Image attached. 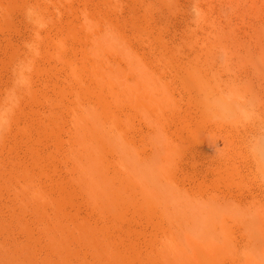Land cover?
<instances>
[{"label":"rangeland","instance_id":"obj_1","mask_svg":"<svg viewBox=\"0 0 264 264\" xmlns=\"http://www.w3.org/2000/svg\"><path fill=\"white\" fill-rule=\"evenodd\" d=\"M25 3L31 4L34 8L29 16L33 17L37 13H41L46 17L45 21L47 23L42 26L44 28L43 35L47 38L49 54H43L38 59L39 61L35 62L38 71L32 73L33 75L30 77V79L32 78L31 87L34 85L32 90H34L35 95L34 98H30L31 100L24 99L26 96L23 97L24 100L20 99L21 107L15 111L18 117L16 128L15 126L14 128L11 127V133L4 134L6 138L4 135H0V158H6L4 160L6 161L12 157L14 160H10L11 163L15 161V157L17 159L16 165L13 164L17 168L12 167L11 164L12 169L8 168L10 161L7 160L9 161V164L5 163V167H7L5 169H8L7 172L10 175L14 173L12 177L17 180V177H19L18 181H22V183H18L19 185L23 184L24 181L22 174H30V172L31 175H34V178L32 177L35 180H33L34 183L37 182L36 179L40 178L41 180L47 173L49 175L48 178L50 177L49 180L52 176L50 183L55 178L58 180L57 178L59 177V180L65 179L64 181L69 182L70 188L74 184L75 187L71 188L73 190L71 197L63 204V211L56 212L54 210V212L50 209V213H55L54 218L56 215L55 219L57 221L61 220V223L67 222L70 225V220L73 218L75 220L79 219L77 221L80 222H89L92 226L98 225L97 227H101L109 218V216L105 218L102 215L101 218L97 214L100 213L99 209L95 211V214L99 215L98 218L95 216L94 210L92 211L93 213L90 212L92 208L89 211L92 204L87 203H93V197L90 200L87 187L78 185L72 177L70 178L72 173L66 172L67 170L68 172L71 171V159L64 157V164L60 162L63 159L62 155L69 153L70 138L73 135V127L70 125L72 122L69 120L71 117H68L66 110L69 103L72 105L73 97L70 94L71 89L63 90L64 99L61 96L62 92H59L58 89L55 90L53 87L54 85H60L59 87L64 85L65 83L63 82L68 74L67 67L60 65L57 57L53 54V46L56 44L55 40L61 36L65 37L67 32L70 33L71 30L77 29V39L72 35L66 37V39L69 45L68 48H71L76 55L80 56L81 41L79 40L82 39L83 41L86 39L91 43L90 40L93 37L92 34L95 28L93 23L96 19L104 20L107 22V24L104 22L105 31L110 32L109 29H116L115 32L120 33L119 35L123 39H121L122 42L113 39L116 40V43L112 39H105L106 46L115 47H108L110 48L107 52L109 62L112 63L116 60L115 63L122 64L121 67L126 66L125 63L128 60H125V57H122L119 52L124 43V49L134 51L132 53L135 55L136 68L140 67L137 70L135 68L136 78H134L135 71L134 73L130 71V75L136 81L135 87L131 82V91L136 95L135 112H132L127 104L119 105L117 101L114 102V100L112 101L109 98L106 105L107 110L109 109L108 112L111 115L115 113L113 116L118 119L123 120L127 114L131 115L129 125L122 136L130 143V147L135 150V159L132 164L137 175V177L135 175V184H138L135 185V216L131 212L130 214L129 212L126 213V218L129 219L128 223L132 224L127 225L133 230L135 228V247L138 251L135 264H141L142 259L140 258L144 257V255H150L151 252H158L159 254V240L163 238V231L167 228H173L174 230L177 228V236L179 235L180 238V234H182L181 238H183L180 239L182 240L181 246L183 249H181L184 254L183 252L182 254H176L174 257L175 262L173 261L174 258L169 256L172 258H169V262L173 261L174 264H264V133L256 134L258 140H255L257 141L253 140L252 135L246 136L243 141L241 137L237 136L236 132H231L233 125L241 126L239 119L235 116L227 118L228 116L223 117L221 116L223 114H218L221 111L225 112L227 109H229L227 112L231 114V110L236 105L253 111L264 110V70L260 67H252V64L260 62L261 53L264 55V41L253 36L255 31L264 32V0H0V93L4 92L2 87H4L9 75L14 76L17 72L16 65L11 64L8 59L12 48L17 44L29 41L31 23L27 19L28 16L26 18L27 12L23 7ZM81 9L85 15L91 13L92 18L95 19L87 28L88 32L82 30V26H78L87 16L83 15L84 13ZM109 15L111 16L109 17ZM80 17L82 18L81 20L79 19ZM116 22L118 24H114ZM76 25L77 28L75 27ZM112 27H115V29ZM106 35L108 36L109 33ZM6 39L12 44L7 46L5 44ZM117 43L121 47L117 46ZM21 52L23 51L18 53L20 54ZM136 56L140 59V63H138L139 59ZM136 60L138 61L136 62ZM139 64L147 68L137 67ZM140 70L141 74L139 73ZM143 72L145 74H142ZM144 75L145 77L147 75L151 76L153 84H148L151 78L146 82L147 77L145 79ZM201 77L209 81L205 90L201 88V83L199 82ZM142 79L147 83L146 85L148 86L146 87L151 88L146 89ZM137 81H139L140 86H136ZM235 85H241L240 88L242 89L245 87L255 89V93L252 95H227L230 89L235 88ZM44 87L46 90L43 89ZM36 90L39 91L37 92ZM141 91L143 92L141 93ZM144 92L146 93L144 94ZM55 97L58 98V103L62 102L57 105L58 107H54L56 112L57 110L60 112L59 121L55 125H61L55 127L52 124V128L53 126L55 128L52 129L50 126V130L48 129L49 131L47 132L39 130V133L34 131L33 128H37L36 121H39L42 117L45 119L42 118L40 119L41 121H47L46 117L47 119L49 117L47 108L50 106L48 102L51 103L53 101L52 103H55ZM136 98H138V101ZM109 101L110 103H108ZM59 105L61 108H59ZM34 107L36 108L33 109ZM40 107L41 109H39ZM22 108L25 110L22 111ZM61 109L65 110L62 111ZM39 111L45 112L44 115H40ZM19 112L23 114L21 117ZM27 117L28 121L26 120ZM62 120L63 122L61 123ZM243 121L248 122L246 120ZM28 122L35 125L32 127ZM22 124L25 126H22ZM19 127L24 129L23 132L21 129L18 131ZM66 132H68L66 136L71 134L70 138L68 136V140L67 137L65 138ZM60 135L62 136L60 137ZM13 136L17 137V139ZM9 137L13 142L10 141ZM26 138L27 140L25 141ZM7 139L9 140L7 141ZM15 140L18 141L16 142ZM50 141L55 145V149ZM27 142L32 143V146L35 145L33 146L35 149ZM65 144H67L66 149ZM7 145L9 146L8 148L6 147ZM52 148L53 150H59L63 154L59 151L57 153L54 151L53 155ZM1 149L3 150L2 153ZM29 150H32L33 154L31 156L37 153L35 155L38 158L35 155L32 157L36 159L31 158L33 162L29 160L31 153H29ZM48 152L50 155L52 154L54 160L49 155H47L48 157L45 155L49 154ZM58 152L60 155L57 156ZM3 154H6V156ZM56 156L58 159L55 161ZM67 160H70V164L69 162L67 163ZM56 162L62 166L59 167ZM35 163L38 164L35 165ZM45 163H48L49 166L45 165ZM51 165L54 168L57 167V169H54ZM137 165L139 166L137 167ZM24 166L25 169L23 170ZM35 167L36 169L33 170L32 168ZM38 168L40 169L39 171ZM44 168H47V172ZM18 169H20L19 173L17 172ZM21 171L23 172L22 174ZM41 172L44 174L41 175ZM37 173H39L40 177ZM55 174L58 177L54 176ZM61 174L64 175L62 176ZM48 178L45 177L43 179L45 181ZM137 178L142 181L140 182ZM40 180L37 183L43 185V180ZM49 180L48 182L45 181L46 185H49ZM71 181L73 182L72 185ZM93 184L96 187L95 182ZM93 184L91 183L92 186ZM13 187L15 188L14 185L12 187L6 185L2 188V185H0L2 191L3 189L5 191L6 188L8 189L6 191L8 193L6 194L7 196L4 194L5 191H3L4 195L0 193V197H3L0 200L1 204L6 199V205L9 204L7 203L9 199L11 202L14 201L13 195L11 196L10 194L12 190L13 194L17 188L14 189ZM10 188L13 189L8 192ZM158 188H160L159 191ZM77 189H79V195ZM149 191H151L150 193L153 192V195ZM81 192H83L82 196L85 199H82ZM10 196L13 201L9 198ZM98 203L101 204V202ZM98 203H93V209L98 208L95 207L96 204V206H100ZM13 204L15 206L16 203H10L8 206L13 207L11 206ZM2 205L1 209L6 212L9 207L6 208L3 205L4 207L2 208ZM47 207L49 208L50 205ZM47 207L42 208L41 212L45 211L48 213L49 209ZM28 208H30V211L27 209L28 211H25L27 214H22V218H20L21 216L18 217L21 219L19 221H23V218L25 219L24 221L30 220V222H33L35 220L36 223L35 221L34 223L40 226L37 227L34 224L36 226L34 238L39 239L36 240L40 241L41 245H43L44 241L43 246L46 247V241H48L47 238L49 237L44 233L42 234L40 227L48 225L49 219L47 217L50 218L51 214L49 213L47 216L46 213L45 216V213H38L33 207L29 206ZM65 209L67 210L65 211ZM29 212H32L31 214L35 216L34 220H32L33 215L28 217L30 215ZM74 212L79 218L73 216ZM68 214L69 218L67 217ZM10 217L12 220L14 216ZM37 217H41L40 222ZM89 217L91 218L89 219ZM18 218L14 217L13 219L16 221ZM51 218L54 219L53 216ZM64 218L66 221H64ZM15 221L12 220V222ZM19 221L14 224H21ZM93 222L95 225H93ZM189 223L193 225L190 226ZM184 224H189L188 227H190L187 228L183 226ZM182 227H185V230ZM36 228L40 230H36ZM190 228L194 230L190 231ZM117 232L115 231L116 236L120 234ZM185 232L189 233V235L187 233L189 237L187 235L184 236ZM39 234L41 237L45 235L46 239L43 240L45 236L41 238ZM15 235L18 239H22L19 233L16 232L14 237ZM75 245L72 248L75 247L74 249L77 253L80 252L81 255H84L86 252L85 248L79 244ZM46 249L49 250L47 247ZM186 249H188L187 252ZM43 250L45 249L42 247L40 251H42V254L44 253L43 256H45V253H50L47 250L43 252ZM176 259L178 263H176ZM154 261L151 262L158 264L157 260Z\"/></svg>","mask_w":264,"mask_h":264},{"label":"bare ground","instance_id":"obj_2","mask_svg":"<svg viewBox=\"0 0 264 264\" xmlns=\"http://www.w3.org/2000/svg\"><path fill=\"white\" fill-rule=\"evenodd\" d=\"M114 1H116V0H114ZM23 7H24V9H26V12H27L26 18L28 16L27 19L31 23L30 24L31 25L30 37H29V41L27 43H20V44H17L15 47H13L12 52H11V54H9V57H8L9 62H11V64L16 65L17 72L15 73L14 76L9 75V77L7 78V80L4 84V87H2V89L4 88V92L0 93V94H2V95H0V135H2V136L5 133H7V134L11 133L10 132L11 127L14 128V126L18 123V117L16 116L15 111L21 107L20 101L24 100V99L29 100L30 98L31 99L34 98L35 94H34V90H32V88H34V85L31 87V79L32 78L30 79V77L33 75L32 73H34L35 71L36 72L38 71V67H37L35 62H37V60L40 57H42L43 54H49V51L47 50L48 42H47L46 36L43 35V32H44L43 29L44 28L42 26L45 23H47L45 21L46 17H44L43 14H41V13H37V15L33 16V17L29 16L30 12L34 9L31 4L29 5L28 3H25ZM103 8H105V7H103ZM4 9H5V7H4ZM7 9H8V7H7ZM81 10H80V12H81ZM83 13H84V11H83ZM83 15H85V13ZM110 16L111 15H109V17ZM79 19L81 20L82 18L80 17ZM109 19H111V18H109ZM93 20H95V19L92 18L91 13L90 14L88 13V15L85 17L84 21L81 22L78 26H80V27L82 26V30H85L86 32H88L87 28L90 26V24L92 23ZM104 22L107 24V22L104 20L96 19L95 22L93 23V26L95 28H94V32L92 34L93 37L90 40L91 43H89L85 39V36H84L85 40H83V41H82V39L79 40V41H81L80 42V48H81L80 56L76 55L74 53V51L71 50V48H68L69 45L67 44V39H66V37H68L70 35L74 36L77 39L78 38L77 29L71 30L70 33L67 32V36H65V37H62L61 36L62 34H61L60 35L61 37H58V39L55 40L56 44L53 46L54 47L53 48V54L57 57V61L60 62V65L67 67L68 74L66 75V78L63 82L66 85L64 84L61 87H59L60 85H54L53 87L55 90L58 89L59 92H62L61 96L64 99H65V94H64L63 90H65L67 88H68V90L71 89L70 94H71V97H73L72 102L74 104L72 103V105H71L69 103V105H68V103H67L68 106L66 107V110H67L68 117L69 116L71 117V119H69V120L72 122V124L70 123V121H69V123L73 127V130L70 128L71 126L69 127V129L72 130L73 135L71 136V138H70L71 134L68 135L71 140H70V145H69V149H68L69 153H65L66 155L68 154L67 157L65 154H64L65 156L62 155L63 153L60 152L59 150H53V148L55 149V145L52 143L53 140L50 141L53 144V148H52L53 152L52 151H50V152H52L53 155H54V151H56V153H57V151L62 153L61 155L63 156V159H62V161L60 160V162H62L63 164L65 162V161H63L64 157L66 159L67 158L71 159L72 164H70V162H69L70 160L69 161L67 160V163L69 162V164L71 165L70 166L71 169L66 163V165L69 167V169L71 171L70 170H69L70 172H68V170L67 171L65 170V171L69 174L72 173V176H70V175L69 176H70V178L72 177L73 180L78 185L80 184L83 187H87L88 193H89V195L88 194L87 195H88V197L90 196L89 199L91 197H93V199H94V200H92V198L90 199V200H92V202L93 201L95 203L101 202V204L98 203V204H100V206H96L97 204L95 205V207H98L95 209H93L94 207H92L94 202L93 203H91V202L87 203L86 202L87 204H92L91 207L89 208V211L92 208V210L90 212H92L94 210V214H95L96 213L95 211L99 209V212L101 214L100 213H97V214H99L100 216L101 215L105 216V218L107 216H109V218H108L109 220L107 219L108 222L106 220L105 223H103V224L101 223L102 224L101 227H97L98 225L92 226V225H90L91 223L89 224V222H86V223L80 222V221H77L79 219L75 220L73 218L70 220V225L67 222L61 223V220L57 221V219H55L57 216L55 215V218H54L55 213L54 214H52L53 212L50 213V209L53 211L55 210L56 212L57 211L58 212L63 211L64 202L67 201V199L70 198L72 193H73V190H71V188L74 186L73 182L71 181V185L72 184L73 185L70 188L69 182L67 183L66 181H64L65 179L62 180L61 177H60L61 180H59V177L57 176V174H55L54 176H57L58 180H56V178L54 179V177H53L54 180H52L50 183L52 176L50 175L51 179L49 180V178H50V177L48 178L49 175H47V173H45V177H47L49 180V185L45 184L46 183L45 181L48 182V180L44 181L43 178H45V177H43L41 179V180H43L44 184L40 185L37 183L38 180H40L39 173H37V175L39 176L38 177L39 179L35 178L37 180V182L34 183L33 182L34 179H32V177L34 175H31V172H30L31 168L29 169L30 174L23 173L22 171L25 169V166H24L23 170L21 171V174L23 173L22 176H24V181H23V184L19 185L18 183H22L21 180H20L21 182L18 181L19 177H17L18 180L16 178H13L12 175L14 173L12 174V172H11L12 175H10L7 172L8 169H5V168H7V167H5L6 166L5 163L6 162L8 163L13 158L11 157V159H7L9 161H7V160L4 161L6 158L2 159L3 157H1L0 158V185H2V188L6 185L7 186L10 185V187H12L14 185L15 188H17V190H15L13 194H12V192H13L12 189L14 187L12 189L10 188V191H8V192H11V190H12L10 195L11 196L13 195L12 197L14 198V201L12 200L11 196L9 198H11V200L16 203L15 206H14V204L11 205L13 207L8 206V205H10V203L11 204L13 203L10 201V199L7 202L9 204L6 205L5 202L7 201V199L4 198V199H6V201H4V199H3L4 204L3 203L2 204L6 208L9 207V209H7V211L5 212L3 209H1L2 204L0 203L1 204L0 205V264H135V258H137L136 255L138 253V251L135 247V228H134V230L132 228H130L129 225H132V224H129L128 223L129 219L126 218V215H127L126 213H128V212H129V214L131 212V214L133 216H135V206H136L135 205L136 204V200H135V189H136V187H135V185H138V184H135V180H136L135 179V175H136L135 174V167L132 165L133 161L135 159V150L130 147V143H128L122 136V134L126 132L127 126L129 125L131 115L127 114L125 119L121 120V119H118V118L113 116L115 113L113 115H111L108 112L109 109L107 110V108H106L107 100L109 98L112 101L114 100V102L117 101V103L119 105L127 104L128 108H130V110H132V112H135V109H136L135 108V96L136 95L131 91V89H132L131 88V82H132L134 87H135V82H136L134 79V78H136L135 55L133 54L134 51H128V50L124 49V43L122 45L123 48L121 47V45H119V43H117V46L119 45V47H121V50L119 51L121 56L125 57V60L127 59L129 62L128 61H127V63L124 62L126 64L125 67H121L122 64L119 65V64L115 63L116 60H115V62H112V63L109 62V60H108L109 57H107V52L110 50V48H108V47H111V46H109V45L106 46L107 43H105V39L107 40V38H109L112 40L116 39V40L121 41L122 37L119 35L120 33L118 34V33H116L117 31L115 32V30H116L115 27L114 28L112 27L115 30L109 29L110 32H106L105 31L106 28H104L105 27ZM112 22H113V20H112ZM114 24H118V23L116 22ZM3 26H6V25H3ZM75 27L77 28V25ZM122 29H124V28H122ZM108 33H109V35L107 36L106 34H108ZM124 33H125V31H124ZM253 36L257 39L264 41V32L255 31V32H253ZM116 40H113V41L116 43ZM77 43H78V41H77ZM126 43H127V41H126ZM5 44L8 46V45H11L12 43L8 39H6ZM111 48H115V47H111ZM126 48H128V47H126ZM20 51H23V52H21L19 54L18 52H20ZM111 58H112V55H111ZM111 60H113V59H111ZM125 60H123V61H125ZM259 60H260V62L259 63L257 62L256 64H252V67L253 68L260 67L261 69L264 70V55L262 53H261V56L259 57ZM137 61L138 60H136V62ZM138 63H140V59H139ZM143 65H145V64H143ZM139 66H142V65L139 64L137 67H139ZM144 67H146V66H144ZM144 67L142 66V68H144ZM139 68H136V70ZM67 69H66V71H67ZM141 70H143V69H141ZM141 70L139 72L140 74H141ZM130 71H133V73L135 71V74H134L135 76L133 75L134 78L130 75ZM140 74H138V75L140 76ZM142 74H145V73L143 72ZM146 77H147V79H146ZM146 77L144 75V78L147 80L146 82H148V79H150L151 76L149 77L147 75ZM34 78H35V76H34ZM150 80L151 81H149L148 84H153V78H151ZM144 81L145 80H143L142 82H144ZM138 82L139 81H137L136 86L139 85ZM199 82L201 83V88L203 90H205V87L209 84V81L205 80V78H203V77L199 78ZM41 83H43V82H41ZM146 84L147 83H145L146 89L151 88V87L147 88L146 86H148V85H146ZM142 85H144V84H142ZM240 86L241 85H235V88L230 89L227 95H233V96H237L240 94L252 95L255 93V89H252L249 87H245L244 89H242V88H240ZM37 87H39V86H37ZM41 87H40V89H41ZM45 87H48V86H45ZM45 87L43 89H45ZM148 91L150 92V90H148ZM142 92L143 91H141V93ZM145 93L146 92H144V94ZM63 94H64V96H63ZM138 94H140V93H138ZM24 96H26V98L23 99ZM153 97H154V95H153ZM56 98L57 97L54 98L55 103H52L53 101L51 103L47 101L48 105H50V106L47 105L49 109L46 107L48 110L47 114L49 117H48V119L46 117L47 121H41L40 119H42L43 117L40 118L39 121H36L38 130H37V128L34 129L35 128L34 127L33 128L34 131L39 132V130H40L41 132H47L50 130L49 129L50 126L52 128V124L55 127L56 126L58 127L59 125H61V124L55 125V124H57L56 122L59 121L58 117H59V113H60V112H58V110H57V112H58L57 113L54 109V107H58L57 105L60 103V102L59 103L57 102L59 100H58V98L57 99ZM55 99H56V101H55ZM136 99L138 101V98H136ZM108 103H110V101ZM111 104L113 105L112 102H111ZM35 108L36 107H34L33 109H35ZM46 108H45V110H46ZM59 108H61L60 105H59ZM39 109H41V107ZM24 110L22 108V111H24ZM63 110H65V109H63ZM110 111H111V109H110ZM218 111H221V110H218ZM227 111H229V109H227L225 112L221 111L222 113L219 112L218 114H220V115L223 114V115H221L223 117L228 116L227 118H230V117L232 118L233 116H235L236 118L239 119L241 126L233 125V127H231V132H236L237 136L241 137L243 141H244L246 136L252 135L251 137L253 138V140H255L258 138V137H256L257 136L256 134H263L264 133V110L253 111V110H248L247 108L244 109L243 106L236 105L231 110V114H230V112H227ZM250 111H252V113H250ZM44 113L40 112V115H42V114L44 115ZM111 113H113V112H111ZM225 113H226V115H225ZM233 113H234V115H233ZM19 114H20V117L23 115V114H21V112H19ZM57 114H58V116H57ZM61 114H63V113H61ZM60 117H62V116H60ZM27 119H28V117L26 118V120ZM43 119H45V118H43ZM242 119L246 120L248 122H245ZM62 122H63V120L61 121V123ZM22 123H23V121H22ZM33 125H35V124H32V123L30 124V126H32V127H33ZM22 126H25V125L22 124ZM54 126H53V128H55ZM15 128H16V126H15ZM20 129L21 128L19 127L18 131H20ZM14 130H12V131H14ZM21 130L23 132L24 129H21ZM32 133H34V132L32 131ZM67 133L68 132L65 133V138L67 137V140H68L69 138H68V136H66ZM126 134H128V133H126ZM32 135H34V134H32ZM5 136L6 135H4V137ZM61 136L62 135H60V137ZM13 137H15V136H13ZM40 137H41V135H40ZM15 138L17 139V137H15ZM22 138H24V137H22ZM50 138H51V136H50ZM9 139H10V137H9ZM9 139H7V141ZM11 140L12 139H10V141ZM26 140H27V138L25 139V141ZM257 140H255V141H257ZM7 141H5V142H7ZM23 141H24V139H23ZM11 142H13V141H11ZM27 143L31 144V147L34 148L33 146H35V145L32 146V143H30V142H27ZM14 144H15V142H14ZM15 145H14V147H15ZM66 145L67 144H65V146ZM6 147L8 148L9 146L7 145ZM57 148H58V146H57ZM66 148H67V146L65 147V149ZM3 149H4V147H3ZM12 150H14V149H12ZM32 150H29V153L31 152L30 156H31V154H33ZM65 151H67V150H65ZM2 152H3V150L1 149V153ZM42 152H43V150H42ZM59 152H58V154H56L57 156L60 155ZM35 154H37V153H35ZM3 155L6 156V154H3ZM28 155H26V156H28ZM34 155H32V156H34ZM43 155H44V153H43ZM45 155L46 156L49 155L50 158L53 159L52 154L50 155V153H49V154H45ZM12 156L15 157L14 155H12ZM30 156H29L30 161L32 160L31 158H35V157H32V156L30 157ZM35 156L37 157V155H35ZM41 156H42V154H41ZM57 156L55 158V161H56V159H58ZM40 159H42V158H40ZM40 159H39V163H40ZM16 160L17 159L15 157V161L14 162L12 161L13 163H11V161H10V165L8 166L9 163L7 164L8 168L10 167V169H12L11 164H12V167L17 168L16 166H13V164L16 165V163H15ZM37 160H35V161H37ZM153 160H155V159L153 158ZM52 161H51V163H52ZM31 162H33V161H31ZM56 163L58 165L60 164L58 162H56ZM134 163H136V162H134ZM36 164H38V163H35V165ZM57 164H55V166L58 167ZM149 164H151V163H149ZM45 165H48V163L47 164L45 163ZM43 166H44V163H43ZM48 166H46V167H48ZM52 166L53 165H51V167ZM61 166L59 165V167H61ZM138 166L139 165H137V167ZM57 167H55V168L57 169ZM68 167H66V168H68ZM160 167H161V165H160ZM53 168H54V166H53ZM149 168H151V167H149ZM20 169H18V171H17L18 173H19ZM32 169L34 170V169H36V167L32 168ZM58 169H60V168H58ZM16 170H14V171H16ZM39 170L40 169L38 168V171ZM46 172H47V170H46ZM144 172H145V170H144ZM21 174H19V175L21 176ZM40 174L42 175L44 173L41 172ZM66 176H68V175H66ZM149 176H150V173H149ZM136 177H137V175H136ZM21 178H23V177H21ZM138 179L139 178H137V180ZM139 181L141 182L142 180L139 179ZM93 182H95L96 187H94L95 185L93 184ZM91 183L93 184V186L91 185ZM91 187H94V188H91ZM141 188H143V187H141ZM8 189H9V187H8ZM8 189L6 188V191ZM90 189L93 191L92 193H91ZM159 189L160 188H158V191H159ZM74 190H75V188H74ZM78 190L79 189H77V193H78ZM85 190H86V188H85ZM0 191H1L0 193L3 194V191H5V190L3 189V191H2L0 189ZM6 191L4 193L5 195L8 194V193H6ZM140 191H142V190H140ZM162 191H164V190H162ZM85 192H87V191H85ZM150 192L151 191H149V193ZM152 193H150V194H152ZM82 194H83V192H81L80 195L82 196ZM84 194L86 195V193H84ZM78 195H79V193H78ZM137 195H138V193H137ZM143 195H145V194H143ZM2 198L0 197V200H2ZM82 199H85V198L82 196ZM96 199H98V200L96 201ZM71 203H72V200H71ZM162 204H163V202H162ZM3 205H2V208L4 207ZM48 205H50L51 208L50 207L48 208L47 207ZM29 206L33 207V209H35L38 213H42L41 212L42 208L47 207L49 209V212L47 213L43 209V211H44L43 213H45V216H46V213H47V216L50 213L51 217L53 216V218H54V219H52L50 217L51 218L50 219L49 217H47V219H49L48 225L46 224V225L41 226L42 228L40 227L42 234L44 233L47 237H49V238H47L48 239V241H46L47 243L45 242L46 247L49 250H47L46 247L43 246L44 245L43 240L46 239L45 235H44L45 238H43V240L41 239L43 241V245H41L40 241H37L39 239L36 238L37 239L36 240L34 238V234H35L34 230H35V227L37 226V224H35L36 223V221L34 220L35 216L33 214H31L33 212V209H32L31 213L29 212L30 215L28 217L33 215L32 220H34L35 223H34V221L30 222L29 219H28L29 221H27V220L24 221L25 220L24 218L22 219L23 221H21V222L19 221V220H21L20 218H22V214H24L25 211H28L27 209H29V211H30V208H28ZM167 206H168V208H170L169 205H167ZM65 207H67V206H65ZM164 208L167 209L165 206H164ZM171 209H173V208H171ZM66 210L67 209H65V211ZM46 211H48V210H46ZM166 212L168 213V211H166ZM82 213H83V211H82ZM25 214H27V213H25ZM79 214H81V213L79 212ZM12 215L16 218L21 216L20 218H18V220H16L17 223L19 221L21 224H14L16 221L13 219L14 217H12V220L15 221V222H12L11 217H10ZM16 215H18V216H16ZM58 215H60V214H58ZM99 215L95 214V216L97 218ZM61 216H62V214H61ZM73 216H77L75 214V212H74ZM102 216H101V218H102ZM41 217H42V215H41ZM41 217H37L39 222L41 221V219H40ZM62 217H64V216H62ZM67 217L69 218V214ZM90 218L91 217H89V219ZM80 219H81V217H80ZM158 219H159V216H158ZM45 221H47V220H45ZM64 221H66V219ZM68 221H69V219H68ZM91 221H92V219H91ZM99 221H101V220H99ZM130 221H134V220H130ZM39 222H37V223L40 224ZM94 222H95V220H94ZM94 222H93V225H95ZM45 223H47V222H45ZM98 223H100V222H98ZM125 223H126V225L127 224H129V225L124 226ZM34 224L36 226H34ZM186 225L187 224H184L183 226L189 228L193 224L192 225L190 224L189 227H188V225L187 226ZM39 226H37V227H39ZM196 226H197V224H196ZM185 227L184 228L182 227V228L185 230ZM37 229L38 228H36V230ZM40 229H38V230H40ZM176 229L175 230L173 228L165 229V231H163L164 232L163 238L161 240H159V246H158V250L160 249L159 254H158V252L157 253L151 252L150 255H148V256L144 255V257L140 258V259H142V262H140V263L141 264H150V263H152L151 261H154V260L158 261V259H160L158 261V264H172V263L174 264L175 255L179 254V253L182 254V252H183V250H182L183 247L181 246L182 245L181 239H183V238H181L182 234L179 233L180 238H181L180 239L179 235L177 236ZM179 229H181V228H179ZM181 230H179V231H181ZM186 230H188V229H186ZM191 230H194V229L190 228V231ZM115 231H118L120 234L118 236H116L117 234H115ZM16 232L19 233V236H21L22 239H20V238L18 239L16 237V235H15L16 238L14 237V233H16ZM38 232H40V231H38ZM41 232H40V234H41ZM182 233H184V232H182ZM187 233L185 232V235L184 234L183 235L186 236ZM40 234H39V236L41 237ZM188 235H189V233H188ZM188 235H187V237H189ZM44 236H42V237H44ZM149 239L151 240V238H149ZM72 243H74V244H72ZM75 244H79L80 246H83L85 248L84 250H86V252L84 253V255H81L80 252L77 253L74 249L75 247L72 248L73 245L76 246ZM42 247H43V249H45V250H43V252L44 251L46 252V250H47L50 253H45V256H43L44 253L42 254L41 253L42 251H40ZM184 247H185V245H184ZM84 250H82V251H84ZM187 250L188 249H186V252H187ZM183 254H184V252H183ZM169 256H172V258H174V260H173L174 262L173 261L169 262V260L172 259ZM177 261L178 260L176 259V263H178ZM152 264H154V263H152Z\"/></svg>","mask_w":264,"mask_h":264}]
</instances>
